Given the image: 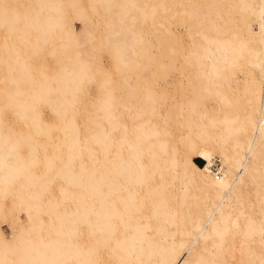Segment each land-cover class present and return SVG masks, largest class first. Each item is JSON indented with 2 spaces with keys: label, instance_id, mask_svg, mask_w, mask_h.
I'll return each instance as SVG.
<instances>
[{
  "label": "bare ground",
  "instance_id": "obj_1",
  "mask_svg": "<svg viewBox=\"0 0 264 264\" xmlns=\"http://www.w3.org/2000/svg\"><path fill=\"white\" fill-rule=\"evenodd\" d=\"M0 264H264V0H0Z\"/></svg>",
  "mask_w": 264,
  "mask_h": 264
},
{
  "label": "rangeland",
  "instance_id": "obj_2",
  "mask_svg": "<svg viewBox=\"0 0 264 264\" xmlns=\"http://www.w3.org/2000/svg\"><path fill=\"white\" fill-rule=\"evenodd\" d=\"M98 21V20H97ZM99 22H101V20H99ZM96 24H97V22H96ZM75 25H76V28H78V30H81L82 29V26H81V24L78 22V21H76L75 22ZM98 25V24H97ZM99 27L100 28H98L99 29V31H101V33L103 32V26H102V24L101 23H99ZM81 28V29H80ZM185 31H184V29H177V28H175V29H173V33H176V34H178V35H181L182 33H184ZM156 54H157V52H156ZM157 58H159V56L157 57ZM100 59H102L101 60V62H99V66L104 70V71H112L113 70V65H114V61L112 60V58L108 55V54H106V53H104L103 55H101V58ZM239 76H240V81H243L242 79H244L245 78V74H244V72H240L239 73ZM95 86H93L92 87V90H93V92L91 91V93L93 94V95H97V91H95L96 90V88H94ZM172 89H171V96H174L175 95V98L172 100V101H166V103H167V110L169 111H172L175 107H174V105L173 104H179V103H181V101H183L184 100V96H183V94L181 93V92H176V90H175V86H173V87H171ZM235 97H237V96H235ZM92 98H94L95 99V97H92ZM242 99V102L244 103V97H242L241 98ZM214 104L216 105V102L215 101H212V102H210V106H212V107H214ZM179 106V105H178ZM45 118L46 119H49V120H51L52 119V116L53 115H51V113L49 112V110L47 109L46 111H45ZM159 121H163V119H159ZM40 143H41V141H40ZM194 160H195V162L199 165V166H206V161L205 160H203V159H201V158H197L196 156H194ZM21 218H23V219H25V215L22 213L21 214ZM4 230H5V233H6V236L7 237H9V238H12L13 237V235H14V231H13V229L10 227V226H8V224H4V228H3ZM18 229V228H17Z\"/></svg>",
  "mask_w": 264,
  "mask_h": 264
},
{
  "label": "built area",
  "instance_id": "obj_3",
  "mask_svg": "<svg viewBox=\"0 0 264 264\" xmlns=\"http://www.w3.org/2000/svg\"><path fill=\"white\" fill-rule=\"evenodd\" d=\"M222 162L217 159L214 163V165L212 166L211 170L214 172V174L217 176V177H220L222 176Z\"/></svg>",
  "mask_w": 264,
  "mask_h": 264
}]
</instances>
